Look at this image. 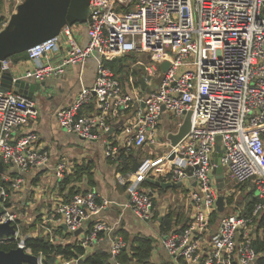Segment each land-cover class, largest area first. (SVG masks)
<instances>
[{
    "label": "built area",
    "instance_id": "2783aa9c",
    "mask_svg": "<svg viewBox=\"0 0 264 264\" xmlns=\"http://www.w3.org/2000/svg\"><path fill=\"white\" fill-rule=\"evenodd\" d=\"M7 21L0 19V31ZM80 26L86 44L79 43L78 28L65 25L57 36L25 52L36 65L22 77L37 82L60 78L69 67L83 68L88 59L94 60L92 83L56 110L58 127L83 141H98L109 133L110 119L134 105L122 139L128 151L156 143L164 113L180 124L190 112L189 131L171 147L182 166L173 164L166 177L169 182L191 185L192 216L182 229L162 234L160 245L174 264H254L258 259L254 224L264 220V0H89L87 20ZM62 47L64 55L53 62L51 54ZM125 56L133 61L126 66L129 75L124 85L109 63ZM133 69H141L146 87L154 86L146 96L137 91ZM5 71H11L9 59L1 61L0 72ZM87 105L95 111L80 114ZM38 116L34 98L0 90V223L8 221L14 227L12 235L0 236V247L21 248L28 254L33 253L26 239L39 235L37 231L21 234L22 214L16 205H22L21 197L34 175L50 163L49 151L28 129ZM217 138L223 179L228 176L236 186L251 184L254 200L247 216L237 211L221 216L202 249L201 239L217 213V197L233 193L219 190L212 174ZM105 156L117 160L118 149L107 147ZM160 164V158H146L135 172L116 179L127 186L124 207L141 221L152 219L153 203L137 184ZM72 168L67 159L58 161L52 170L56 183L62 184ZM109 205L110 201H99L91 192L54 201L49 216L52 228L65 226L71 234L81 229L74 245L83 254L70 260L57 257L60 264H78L104 233L112 231L106 222L93 219ZM88 220L92 224L84 228ZM124 245L120 236L111 238L110 264H119ZM35 256L43 264L41 254Z\"/></svg>",
    "mask_w": 264,
    "mask_h": 264
},
{
    "label": "crops",
    "instance_id": "0c3cea01",
    "mask_svg": "<svg viewBox=\"0 0 264 264\" xmlns=\"http://www.w3.org/2000/svg\"><path fill=\"white\" fill-rule=\"evenodd\" d=\"M21 1L22 0H12V2H10V0H0V19H8L9 16L15 12L16 6ZM76 37L80 44L87 43V36L83 26L79 27ZM64 50V47H62L54 51L51 54L52 61L56 62L59 60L64 55ZM129 57L133 58L132 56ZM10 62V72L14 77H22L26 71L33 69L36 65V63L27 60L26 54H22ZM127 65L129 64L123 63V72L119 73L124 85L129 75V70L127 71L126 68ZM94 76V60L88 59L83 68L76 66L69 67L64 76L45 79L42 81L44 85L38 91L34 92L33 97L37 103L39 116L29 125L28 129L38 135L40 145L49 151L50 163L46 169L38 171V173L34 175L31 180V185L23 192L21 199L23 200L24 197L29 196L32 200V204H30V202H28V204L32 207L44 204L45 210L39 213L38 220L45 221L49 220L50 211L57 198H68L73 195H69V192L72 190L73 192L94 193L99 201L102 198L106 199L110 201V205L93 219L106 222L112 227V231L104 233L102 240L89 248L88 254L99 250L108 255L110 241L114 235H118L121 238L124 236L126 237L127 240L122 239L125 244L124 248H126L127 252L130 249L129 246L131 244L133 245L137 237H145L151 242L150 256L146 264H174L165 250L161 247L159 240L162 234L178 231L189 223L192 216V206L188 197L191 185L187 182H182L178 187L162 189L154 185L142 186V182L137 184V187L151 193L150 196L153 203L152 219L150 221H141L135 218L129 209L124 207L127 202V186H121L117 183L116 179L119 175L125 174L120 172L121 167L124 165L125 157L129 158L131 165L134 161L140 163L146 158L151 160L160 158L161 164L157 169L153 170L149 178L158 180L159 182H169L166 177L167 173L174 167L173 164H182V161L176 162L174 155L172 158H169L172 145L168 139V134H175L181 123L179 124V121L175 120V125H171L170 121L172 118L168 113H164L158 125L156 143L153 145L146 144L141 148L129 149L128 151L124 150L122 139L126 135L124 133L125 128L128 125V119L134 112V105H131L128 111L121 112L117 118L110 119L109 123L112 131L98 141H83L75 135L59 128L55 119L56 110L67 106L82 88L92 83ZM132 76L136 81L135 84L138 86V88L137 86L136 88L139 95L146 96V94H149L140 88L138 82V80L143 77L141 69H133ZM153 87V85H147L146 88L152 90ZM94 111L95 107L93 105H87L81 109L80 114H90ZM162 125L166 127L163 136L160 132V126ZM113 146L118 149L117 160H112L105 156L106 148ZM60 157L67 159L73 166V172L68 176L74 174V167L88 165L90 179H88L85 171L79 180H69L62 184L56 183L52 175V170ZM248 186L249 189L245 192H249L252 196L249 207H240L239 209L237 207L233 208L234 211L244 216L250 213L252 201L254 200V189L251 184H248ZM223 188L222 189L225 191L228 190L225 185ZM228 197L224 198L225 208L223 204V211L219 212L217 209V213L213 216L215 217L217 215L215 224L221 216L233 212V210L229 211L227 205ZM31 206L29 207L31 208ZM47 216L48 219H46ZM165 220L168 221V227L162 230L161 223ZM90 224H92V222H89V220L86 221L84 228H88ZM215 224L211 225L210 223V229L202 237V249L203 247L206 248V245H208L209 234ZM47 225L48 231L44 236L45 238L47 236L49 239H52V241H55V244H75L74 242L78 235L68 233L62 228L54 230L50 220ZM254 227V245L258 254V259L254 264H264V220L258 221L254 224ZM80 236H82V233ZM132 264H136V260H133Z\"/></svg>",
    "mask_w": 264,
    "mask_h": 264
},
{
    "label": "water",
    "instance_id": "95a60500",
    "mask_svg": "<svg viewBox=\"0 0 264 264\" xmlns=\"http://www.w3.org/2000/svg\"><path fill=\"white\" fill-rule=\"evenodd\" d=\"M89 13V0H22L15 8L7 21L6 26L0 31V64L1 61L10 57L25 53L29 48L44 42L59 34L65 25H83ZM121 58V57H120ZM118 58V59H120ZM167 63H163L165 69ZM140 88L146 93L150 90L146 88L143 78L138 80ZM44 85L43 82L34 81L33 78L14 77L10 71L0 72V90L11 91L26 98H34L33 94ZM190 112H186L175 134H168V139L172 146L176 145L190 129ZM112 129L109 130L111 132ZM173 153L169 158L173 157ZM221 149L220 139L217 138L215 151L212 155L213 169L216 187L221 190L223 183V169L220 164ZM182 166V164H178ZM139 163L134 161L130 167L131 172H135ZM2 166L0 164V171ZM188 174L190 168H186ZM144 181L158 188L178 187L180 183L159 182L152 178ZM151 195V193H149ZM216 207L219 212L223 211L224 197L219 195L216 199ZM66 230L65 226H62ZM81 229L73 232L78 235ZM14 233V227L10 222L0 223V236H9ZM110 257V254H108ZM84 259H79L78 264H82ZM0 264H38L37 256L25 253L21 248H12L7 252L0 251Z\"/></svg>",
    "mask_w": 264,
    "mask_h": 264
},
{
    "label": "trees",
    "instance_id": "16d2710c",
    "mask_svg": "<svg viewBox=\"0 0 264 264\" xmlns=\"http://www.w3.org/2000/svg\"><path fill=\"white\" fill-rule=\"evenodd\" d=\"M25 54V53H22ZM14 55L9 58L10 61L18 58L20 55ZM129 57V56H125ZM124 57V58H125ZM123 59V58H122ZM115 60L112 63H109V66L112 68L114 72L117 74L122 73L123 71V60ZM124 158V157H123ZM131 165V161L129 158H124V165L121 167L120 172L127 173L129 172ZM89 166L83 165V166H76L74 170V174L71 176H68L64 182L69 180H79L82 176V174L87 173L88 179H90L89 174ZM142 186L150 185V183L146 181H142ZM76 192L70 191L69 195L74 194ZM168 227V221H162L161 223V229ZM61 229V228H60ZM63 229V228H62ZM124 240L126 237H122ZM127 240V239H126ZM150 240L145 237H137L133 245L131 244L129 246V250L127 252L126 248H123L120 255L117 258V261L119 264H132L133 260H136V264H146L149 259L150 254ZM26 245L30 248L31 252L35 255L41 254L42 256V263L43 264H52L54 259L56 260L57 257H61L64 260H70L72 258H75L81 254H83V250L81 247H78L74 244H52L51 242L47 241V239L43 236H36V237H29L26 239ZM84 261L82 264H110L108 260L107 253L103 251H93L90 254L85 255L83 258Z\"/></svg>",
    "mask_w": 264,
    "mask_h": 264
},
{
    "label": "rangeland",
    "instance_id": "374dc122",
    "mask_svg": "<svg viewBox=\"0 0 264 264\" xmlns=\"http://www.w3.org/2000/svg\"><path fill=\"white\" fill-rule=\"evenodd\" d=\"M10 2H12V0H10ZM1 3V2H0ZM75 28L80 27L79 24H75L74 25ZM123 63H131V61H133V58L131 57H123ZM171 125H175V119L172 118V120L170 121ZM164 130H166L165 126H160V132L162 133L161 135L163 136V132ZM62 157H60L57 161H61ZM75 169V167H74ZM68 177V176H67ZM66 177V178H67ZM65 178V179H66ZM223 183L225 186H227L228 190H233L234 193L232 195H230L227 199V205L229 207V211L233 210V208L237 207L238 209L241 207H249V205L251 204V199L252 196L249 192H245L248 191L249 186L248 184L242 185V186H236V184L233 182V180H231L228 176L224 177L223 179ZM30 202V204H32V200L30 199L29 196L24 197L23 198V203L20 206L19 203L18 205H16V210L19 211V214H22L20 216V231L21 234L23 236H27V234L32 233L34 231L38 232L39 236H45V234L48 231V221H39V213L45 210L44 204H39L34 206L33 208L28 207L31 206L30 204L25 205V203ZM253 204V201H252ZM243 208V209H244ZM217 219V215L215 217H213L212 221L210 222L211 225L215 224ZM47 241H49L50 239L46 236ZM50 242V241H49ZM52 264H60V260L58 259H54Z\"/></svg>",
    "mask_w": 264,
    "mask_h": 264
},
{
    "label": "flooded vegetation",
    "instance_id": "af4514ba",
    "mask_svg": "<svg viewBox=\"0 0 264 264\" xmlns=\"http://www.w3.org/2000/svg\"><path fill=\"white\" fill-rule=\"evenodd\" d=\"M11 248H7V247H0V251H4L7 252L9 251Z\"/></svg>",
    "mask_w": 264,
    "mask_h": 264
}]
</instances>
